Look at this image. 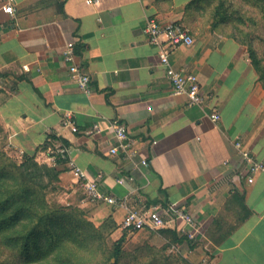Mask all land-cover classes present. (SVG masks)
<instances>
[{
    "label": "crops",
    "instance_id": "0c3cea01",
    "mask_svg": "<svg viewBox=\"0 0 264 264\" xmlns=\"http://www.w3.org/2000/svg\"><path fill=\"white\" fill-rule=\"evenodd\" d=\"M194 1L15 0L12 17L0 0L1 132L16 154L60 169L79 204L70 160L106 197L182 207L198 224L193 243L180 221L133 233L146 244L167 245L197 264H264V172L249 183L241 157L243 148L264 162V89L245 49L213 29ZM151 19L191 30L194 44L170 48V59L198 76L205 104L189 107L186 96L172 94L160 49L145 34ZM69 46L90 75V94L70 75ZM67 112L78 132L63 124ZM117 119L135 140L133 160L110 153L109 122ZM59 151L64 164L54 159ZM82 207L97 226L113 222L115 241L126 234L124 250L140 246L126 245L124 209Z\"/></svg>",
    "mask_w": 264,
    "mask_h": 264
},
{
    "label": "trees",
    "instance_id": "16d2710c",
    "mask_svg": "<svg viewBox=\"0 0 264 264\" xmlns=\"http://www.w3.org/2000/svg\"><path fill=\"white\" fill-rule=\"evenodd\" d=\"M205 2L195 0L193 4L205 11ZM261 3L264 0L253 2ZM230 5L227 0H219L208 17L212 28L222 34L220 28L233 15ZM249 60L259 81H264V66L251 47ZM66 161V154L56 156L58 164ZM61 173L57 167L40 164L34 157L24 156L18 163L0 151V244L16 250L24 264H118L127 253L123 248L126 234L110 246L112 232L106 237L102 227L91 222L83 210L49 201L48 190ZM237 197L244 202V197Z\"/></svg>",
    "mask_w": 264,
    "mask_h": 264
},
{
    "label": "built area",
    "instance_id": "2783aa9c",
    "mask_svg": "<svg viewBox=\"0 0 264 264\" xmlns=\"http://www.w3.org/2000/svg\"><path fill=\"white\" fill-rule=\"evenodd\" d=\"M4 11L14 17L15 0H5ZM150 45L160 49V61L166 70V79L171 85L172 94L175 96H186L188 106H201L205 104L206 98L202 92V86L197 75L188 72L186 69H176L171 64L170 48H178L180 46H191L194 44V37L191 30L180 22L162 23L156 19H151L145 27ZM65 59L70 63L69 71L71 77L77 85L87 94L91 93L90 75L85 72L80 58L77 56L73 46H69L64 52ZM213 120L220 118L215 112L212 114ZM73 113L67 112L63 118L65 126H73ZM109 129L116 137V144L110 148L112 155H120L125 160H133L137 156L135 148V140L133 139L129 127L118 119L109 122ZM73 132H78L76 127H72ZM99 133L98 127L90 131ZM239 148L242 147L238 143ZM64 154V151H59L56 156ZM241 157L243 159L245 169L248 173L247 181L254 182L257 174L264 172V162L258 161L250 150L241 148ZM73 177L78 180V184L83 191V199L81 205L106 203L115 207L122 208L126 211V217L123 221V229L130 232H138L142 230L157 231L167 227L169 223L180 221L185 224V229L182 232L187 239L193 243L196 240L198 224L196 220L182 207L177 206H162L157 203H147L146 201L137 198L136 203L139 206H131L130 200L127 197H106L100 190V185L96 181L88 179L84 171L73 161L70 160L67 164ZM124 180L120 179L119 184H123Z\"/></svg>",
    "mask_w": 264,
    "mask_h": 264
},
{
    "label": "rangeland",
    "instance_id": "374dc122",
    "mask_svg": "<svg viewBox=\"0 0 264 264\" xmlns=\"http://www.w3.org/2000/svg\"><path fill=\"white\" fill-rule=\"evenodd\" d=\"M232 11V18L225 24L220 30L223 31V35L235 37L238 41L242 42L240 45L245 49L247 57L249 58V48L254 49L264 66V3L254 5V0H227ZM219 3V0H207L205 2L204 17L211 16L213 8ZM202 8V7H201ZM258 75V74H257ZM258 82L264 89V81ZM1 130V127H0ZM0 151H4L14 161L21 163L24 160V156L16 154L7 145V141L3 132H0ZM60 170V169H59ZM61 176V175H60ZM58 178L49 188L48 199L51 203L66 208H77L83 210L86 217L91 221L89 214L84 207L78 202V198L72 197V189L68 182V178ZM92 222V221H91ZM104 235L107 237L108 233L113 230V222L107 221L100 225ZM129 233L128 248H132L136 244H140L138 248H134L127 252L125 256L119 259L118 264H197L191 261L190 258L185 257L181 252L175 251L172 248H167V245L155 246L146 244L149 239L138 238L134 235V232L127 231ZM114 238H118L115 236ZM112 241H108L111 246L115 241L111 237ZM133 242V243H132ZM146 244V245H143ZM171 247V246H170ZM124 248V245H123ZM114 262V260L112 261ZM0 264H24L21 257L16 250L4 248L0 244Z\"/></svg>",
    "mask_w": 264,
    "mask_h": 264
}]
</instances>
